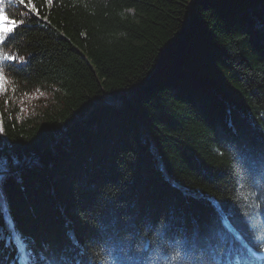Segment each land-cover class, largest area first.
I'll list each match as a JSON object with an SVG mask.
<instances>
[{"label":"trees","instance_id":"trees-1","mask_svg":"<svg viewBox=\"0 0 264 264\" xmlns=\"http://www.w3.org/2000/svg\"><path fill=\"white\" fill-rule=\"evenodd\" d=\"M3 2L25 59L0 61V264L15 236L27 264L264 242V0Z\"/></svg>","mask_w":264,"mask_h":264},{"label":"snow or ice","instance_id":"snow-or-ice-1","mask_svg":"<svg viewBox=\"0 0 264 264\" xmlns=\"http://www.w3.org/2000/svg\"><path fill=\"white\" fill-rule=\"evenodd\" d=\"M19 4L24 5L25 8H27L28 12L30 15L35 14L39 15L41 11V7L38 6L34 0H18ZM45 3L47 5H52L53 0H45ZM5 18L13 25L12 28H5L2 31H0V61L3 62H11V61H16L17 63H23L24 62V57L20 56L19 60H17V57L15 54L5 51V49L8 47V43L11 39V36L14 35L19 26L24 23L23 20H16L13 18L11 14H5ZM4 80L5 76L2 71H0V90L4 89ZM243 215H247L246 213H242ZM228 230L231 231L233 234L237 235V238H239V234L236 231V229L229 224ZM220 238L222 241L225 243L227 242V237L224 235V233H220ZM235 251L236 252V258L235 261L232 259H229L226 264H259V257L258 254L247 244H244L242 246L241 250H236V249H230L229 250V255ZM180 256V253L177 252L176 255L172 257L173 260H177ZM217 264H221V262H217Z\"/></svg>","mask_w":264,"mask_h":264},{"label":"rangeland","instance_id":"rangeland-1","mask_svg":"<svg viewBox=\"0 0 264 264\" xmlns=\"http://www.w3.org/2000/svg\"><path fill=\"white\" fill-rule=\"evenodd\" d=\"M12 26L13 25L11 23H9V21L5 18L4 2H3V0H0V31H2L5 28H12ZM0 169H2V168H0Z\"/></svg>","mask_w":264,"mask_h":264}]
</instances>
